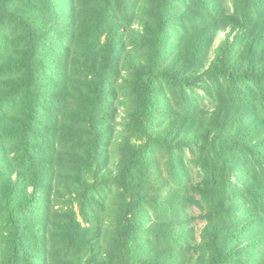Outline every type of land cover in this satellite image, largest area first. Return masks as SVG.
<instances>
[{
	"label": "trees",
	"instance_id": "16d2710c",
	"mask_svg": "<svg viewBox=\"0 0 264 264\" xmlns=\"http://www.w3.org/2000/svg\"><path fill=\"white\" fill-rule=\"evenodd\" d=\"M0 264H264V0H0Z\"/></svg>",
	"mask_w": 264,
	"mask_h": 264
},
{
	"label": "rangeland",
	"instance_id": "374dc122",
	"mask_svg": "<svg viewBox=\"0 0 264 264\" xmlns=\"http://www.w3.org/2000/svg\"><path fill=\"white\" fill-rule=\"evenodd\" d=\"M201 226V222L197 221V228H199Z\"/></svg>",
	"mask_w": 264,
	"mask_h": 264
}]
</instances>
